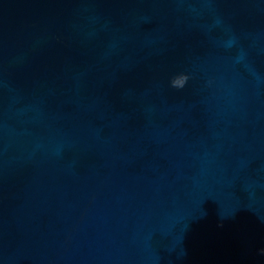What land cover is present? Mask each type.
<instances>
[{
    "label": "water",
    "instance_id": "obj_1",
    "mask_svg": "<svg viewBox=\"0 0 264 264\" xmlns=\"http://www.w3.org/2000/svg\"><path fill=\"white\" fill-rule=\"evenodd\" d=\"M0 264H264V0H0Z\"/></svg>",
    "mask_w": 264,
    "mask_h": 264
}]
</instances>
